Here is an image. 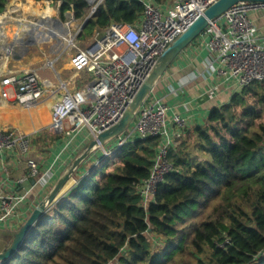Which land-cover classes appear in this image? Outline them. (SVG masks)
Here are the masks:
<instances>
[{"label":"trees","instance_id":"16d2710c","mask_svg":"<svg viewBox=\"0 0 264 264\" xmlns=\"http://www.w3.org/2000/svg\"><path fill=\"white\" fill-rule=\"evenodd\" d=\"M60 1L62 20L72 11L83 23L93 7ZM144 10L140 0H103L77 39L112 21L135 23ZM263 116L258 80L213 107L204 123L182 128L168 151L173 170L147 204L136 186L151 173L160 136L137 137L89 167L82 163L2 264H264Z\"/></svg>","mask_w":264,"mask_h":264},{"label":"built area","instance_id":"2783aa9c","mask_svg":"<svg viewBox=\"0 0 264 264\" xmlns=\"http://www.w3.org/2000/svg\"><path fill=\"white\" fill-rule=\"evenodd\" d=\"M102 1L94 0L93 5L98 7ZM140 1L145 4V10L135 23L112 21L97 31L84 47L74 41L81 30V25L78 27L72 40L75 47L70 59L72 69L93 71L94 79L81 89L67 91L54 104L52 121L47 128L52 133L65 135L67 146L85 129L94 138L116 124L130 108L162 53L217 0H168L162 4L156 0ZM259 8H264V2H239L210 20L203 31L209 36L208 60L216 74V82L206 90L210 95L220 92L228 82L233 83L236 93L253 81L264 80V34L250 17V12ZM1 84L15 86L16 101L24 107L34 105L43 95V82L33 69L20 77L8 75ZM2 95L7 97V91L3 89ZM168 110L169 105L162 99L148 101L147 98L136 112L134 128L129 131V125L123 132L129 135L119 138L112 149L102 147L107 157L137 137H161L149 177L136 186L145 204L154 198L159 183L173 170L168 159L169 147L190 121V117L176 112L169 120ZM133 133L137 135L132 137ZM33 150L32 135L0 128V168L10 174V164L2 159V154L12 152L26 157L22 175L7 189L0 187V226L6 231L16 233L37 205H33L35 184L27 187L26 183H45L53 170V163L41 170L38 159L30 155Z\"/></svg>","mask_w":264,"mask_h":264},{"label":"crops","instance_id":"0c3cea01","mask_svg":"<svg viewBox=\"0 0 264 264\" xmlns=\"http://www.w3.org/2000/svg\"><path fill=\"white\" fill-rule=\"evenodd\" d=\"M12 1H7L9 4L0 12V128L33 136L34 150L30 155L38 159L41 170L44 171L49 165L54 164L45 183H35V181L26 183L27 187H32L35 184L33 187V205L35 206L49 194L60 177L68 171L73 161L80 155L77 153L85 150L92 139L89 131L85 129L80 134L75 135L67 146L68 138L63 135L61 139L52 141L50 137L53 133L47 131L48 125L52 121L54 104L61 100L67 91L80 89L79 80L82 79L83 82H87L88 72H76L72 67L67 72L66 69V65L71 63L70 59L75 48L72 43L74 35L69 33L73 24L71 23L72 19L74 21L72 11L66 13V20H62L64 23L57 24L55 22L59 33H55L49 38H35L33 37L34 32L30 35L28 31L33 29V26L30 25L35 23L29 17L36 13L25 11L23 7L18 6V2L13 5ZM57 1L60 10L61 1ZM171 1L174 0H169V2ZM38 2L41 1L35 0V5ZM52 2L53 0H49L50 5ZM44 4L46 5V3ZM54 15L56 16V14ZM69 15L71 19H67ZM250 17L258 27L259 32L264 34V8L252 10ZM34 19H38L36 21L38 24L41 17ZM64 26H66L65 30H63ZM42 28L51 31L50 27L42 26ZM18 32L19 34H17ZM30 36L34 38L31 43L28 42ZM208 38L207 34L202 33L190 43L175 58L154 86L152 94H155V99H162L169 105L167 114L169 120L176 112L190 117L189 126L204 123L213 107H221L229 103L234 95L235 86L230 82L224 84L220 92L211 95L206 92L216 82L215 71L208 60L210 56L206 47ZM89 40H86L85 44ZM45 44L50 47L49 53L44 46ZM53 52L55 57L46 59L48 69H52L53 74L49 72L47 76L46 73L44 76L42 60L51 56ZM58 61L61 62L59 67L56 66ZM32 69L39 73L43 82V95L34 105L24 107L16 101L15 86H2L1 81L8 75L20 77ZM3 89L7 91V97H3ZM173 131H176L174 127ZM46 132L48 135L45 134ZM39 137L46 140L39 143L37 141ZM176 139L173 138L172 145L175 144ZM97 149L83 162L86 167L97 160L99 156ZM1 156L10 164V174H6L0 168V187L3 186L2 189H7L8 185L13 184L22 175L26 165V157L12 152ZM6 232L14 233L15 231H6L3 226H0V233L5 237L6 244V246L0 247V251L7 247L10 238L13 237Z\"/></svg>","mask_w":264,"mask_h":264},{"label":"water","instance_id":"95a60500","mask_svg":"<svg viewBox=\"0 0 264 264\" xmlns=\"http://www.w3.org/2000/svg\"><path fill=\"white\" fill-rule=\"evenodd\" d=\"M242 1L251 2H264V0H217L215 3L210 5L206 11L201 14L193 24L181 35H179L171 45L162 53L159 61L148 77L147 81L142 85L134 100L132 101L130 108L124 113L121 119L111 126L110 128L101 132L97 137L91 139L85 150L76 157L68 171L60 177L53 189L49 194L41 200L32 211L28 219L21 225L19 230L15 233L11 243L0 251V264L5 260L13 256V254L18 250L26 236L38 222L40 217L48 210V207L52 201H54L60 194L65 184L70 180L73 173L90 155L99 147H104L105 143L110 139L123 134L127 127L133 122L137 110L144 104V101L152 93L154 86L158 79L164 74L167 68L172 64L175 58L190 44L192 43L203 31L207 28L210 20H213L221 16L224 12L229 10L235 4ZM93 5L94 0H89ZM97 8V4L93 5L92 11L86 20L81 24V28L87 22V20L93 15ZM55 22L57 24L64 23L62 19L55 17ZM45 23V22H44ZM34 29L28 31V34L32 35ZM76 34V33H75ZM76 35L73 37V39ZM72 39V40H73ZM34 38L30 36L28 42H33Z\"/></svg>","mask_w":264,"mask_h":264},{"label":"rangeland","instance_id":"374dc122","mask_svg":"<svg viewBox=\"0 0 264 264\" xmlns=\"http://www.w3.org/2000/svg\"><path fill=\"white\" fill-rule=\"evenodd\" d=\"M23 0H18V2L19 3H21ZM42 2V1H41ZM39 3V2H38ZM37 3V4H38ZM8 4H9V2H8ZM33 4H35V3H33ZM44 6H46L45 4H44ZM51 6L52 7H54L55 8V14H56V16L53 14L52 15V18H55V17H59V18H61V15H60V10H59V7H58V1L57 0H53V2L51 3ZM22 7V6H21ZM26 11V10H25ZM67 13V12H66ZM32 16L31 17H29L33 22H36L38 19H34L35 17H41L40 15H38V14H31ZM54 16V17H53ZM42 18V17H41ZM62 19V18H61ZM67 19H71V17H70V15H69V17H67ZM71 23H73L72 25H71V29H70V31H69V33H70V35H75V33L77 32V30H78V27L81 25V23L82 22H80V21H73V19H72V22ZM44 25H43V27H45V26H47V27H52V28H50V36H53V35H55V33H59V31H58V29L56 28V26L53 28V26H49L48 24H45V23H43ZM47 31V30H46ZM74 41L76 42V43H78V44H80L81 46H85L86 44H85V42H86V40L85 41H80V40H78L77 39V37L74 39ZM85 44V45H84ZM45 46V48H46V50L48 51V53L50 52V47L48 46V44H45L44 45ZM37 49V48H36ZM55 57V53L53 52V53H51V56H47L46 58H43V60H42V66H44V67H42V73L44 74V76H45V73H46V76L49 74V72L51 73V74H53L52 73V69H48L49 67H48V65H47V58L48 59H50V58H54ZM59 63H61L60 61H58L57 63H56V66L57 67H59ZM46 67V68H45ZM71 67H72V65H71V63L70 64H68V65H66V69L68 70L67 72H69L70 70H71ZM94 73H93V71H89L88 73H87V76H88V81L87 82H83V80L81 79V80H79L80 81V83L78 84L79 85V87H80V89L81 88H83V87H85L88 83H90L93 79H94V75H93ZM57 80V79H56ZM57 82V81H56ZM64 94V93H63ZM153 99H155V94H150V96L148 97V101H152ZM264 117V116H263ZM134 126H135V121H133L131 124H130V126H129V131H131L133 128H134ZM127 135H129V133L128 132H126V134H123L122 136H116V137H114V138H112V139H110L109 141H107L106 143H105V147H106V149L107 150H109V149H112L114 146H116L117 144H118V141H119V138H121V137H126ZM137 135V133H133V134H131V136L133 137V136H136ZM64 137H65V135H64ZM170 148V147H169ZM98 153H99V156H98V158H97V160H101V159H104L106 156L104 155V149L102 148V147H99L98 149ZM84 151V150H83ZM83 151H80L81 153L83 152ZM43 152V151H42ZM81 153H77L78 155L79 154H81ZM45 155H48V154H45ZM110 156H112V155H110ZM45 157V156H44ZM97 157V156H96ZM114 157V156H113ZM112 159V160H111ZM114 159H115V157L114 158H110V161H109V164H108V167H111L112 165H113V162H114ZM96 160V161H97ZM96 161H93L92 163H90V165L91 164H93V163H97ZM6 233H8V234H11V235H13V237H14V235H15V232L13 233V232H6ZM13 237L12 238H10V240H9V242H8V245L10 244V242L12 241V239H13ZM157 239V238H156ZM159 241H161V239H158V241L157 242H159ZM7 245V246H8ZM4 246H6V244H5V237H3V235L0 233V247H4Z\"/></svg>","mask_w":264,"mask_h":264},{"label":"bare ground","instance_id":"6f19581e","mask_svg":"<svg viewBox=\"0 0 264 264\" xmlns=\"http://www.w3.org/2000/svg\"><path fill=\"white\" fill-rule=\"evenodd\" d=\"M17 2H18V0H13L11 3L13 5H16ZM43 3H46V6H44ZM18 6H22L24 8V10L32 11L33 13H36L42 17L41 20L38 22V24H37V22H35V23H32L30 25V26H33V29H34L33 30V32H34L33 37H35V38L41 37L42 39L46 38V37L47 38L51 37L50 32L46 31L42 28V26L44 25L43 24L44 22H45V24H48L49 26L52 24L51 26H53V28L55 26L57 27L55 20L52 18V15L55 14L56 10L54 7H52L49 4V0H43L42 2H39L36 5L24 0L21 3H19ZM50 28H52V27H50ZM65 29H66V26H64L63 30H65Z\"/></svg>","mask_w":264,"mask_h":264}]
</instances>
